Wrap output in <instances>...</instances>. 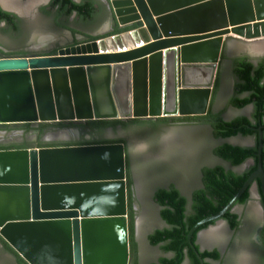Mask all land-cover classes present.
I'll list each match as a JSON object with an SVG mask.
<instances>
[{
	"label": "water",
	"instance_id": "water-1",
	"mask_svg": "<svg viewBox=\"0 0 264 264\" xmlns=\"http://www.w3.org/2000/svg\"><path fill=\"white\" fill-rule=\"evenodd\" d=\"M101 1L92 40L60 41L55 54H0V124L205 115L231 37L264 39V0ZM257 131L256 170L191 228V246L255 185L264 209ZM128 225L123 143L0 150V236L28 264H131Z\"/></svg>",
	"mask_w": 264,
	"mask_h": 264
},
{
	"label": "trees",
	"instance_id": "trees-1",
	"mask_svg": "<svg viewBox=\"0 0 264 264\" xmlns=\"http://www.w3.org/2000/svg\"><path fill=\"white\" fill-rule=\"evenodd\" d=\"M42 11L53 15L56 23L62 27H67L73 14L83 22L92 20L95 5L91 0L80 2L75 0H50L48 6L43 8ZM20 21L17 15L0 7V22L5 23L7 30L17 31ZM232 72L235 84L234 94L229 104L237 110L252 106L253 113L251 117L239 115L226 120L223 111H214V104L221 85V72L219 69L214 82L208 112L202 116H194V118L205 119L211 126L214 137L223 141L213 151L218 158L232 167L242 166L250 159L254 160V164L242 172L234 171L224 165L204 167L202 169V186L194 190L190 198L184 195L175 185L159 188L154 193L153 199L159 206L160 217L166 226L151 232L148 235V241L150 245L159 247L165 255L149 264H182L186 260L189 264H202L196 254V250H199L197 233L214 223L203 225L193 234L192 243L194 247L186 242L189 231L201 220L217 214L225 208L257 168L259 140L257 128H261L264 133V58L259 59L257 64H254L247 57L235 58ZM134 121H139V119ZM93 123L101 127L126 124L125 121L119 119L98 120L93 121ZM29 125V123L26 124V129ZM45 127H47V124L43 123L41 128L44 129ZM237 136L253 137L255 145H234L227 141ZM262 157L264 159V137ZM126 179L130 263L139 264L138 244L135 236L136 212L128 162L126 163ZM257 183L259 186V182ZM249 198L250 191L247 189L237 201V205H246ZM223 219L232 230H236L240 225L238 213L229 211ZM261 239L264 245V227L261 232ZM0 241L5 249L15 255L17 264H28L1 236ZM199 254L204 261L203 264H214V262L222 260V254L217 248L199 251Z\"/></svg>",
	"mask_w": 264,
	"mask_h": 264
},
{
	"label": "rangeland",
	"instance_id": "rangeland-1",
	"mask_svg": "<svg viewBox=\"0 0 264 264\" xmlns=\"http://www.w3.org/2000/svg\"><path fill=\"white\" fill-rule=\"evenodd\" d=\"M28 1L18 0V8L23 12L18 8L11 9L26 15L40 31L51 28L49 21L38 11L46 0H41L35 6L26 9ZM0 41L10 50L21 47L20 42H15L1 33ZM253 52L244 46L242 48L238 46L234 55L256 61L264 57V54ZM228 65L222 78L215 109L223 111L224 118L228 120L239 115L249 116L250 107L237 110L229 104L235 80L230 63ZM112 135L116 137L115 132ZM121 135L128 143L133 158V175L137 190L135 236L141 264L155 262L165 255L159 247L150 245L148 241L150 232L166 226L153 199L154 190L175 183L184 195L190 196L191 192L200 186L202 167L224 165L242 172L253 165V162L249 161L245 165L232 167L218 158L213 151L223 141L214 137L207 122L178 123L169 130L164 126L136 124L122 131ZM168 135L175 139L174 146L167 155H162L160 150L164 144L167 145L165 137ZM227 141L234 145H255L253 137L237 136ZM252 194L253 199L249 205H236L235 212L239 213L241 224L239 229L232 230L225 220H221L213 226L214 232L206 237L222 251V260L214 264H264V245L256 241L257 230L264 224L263 209L260 206L262 201L256 185ZM0 264H17L15 255L5 249L1 241ZM183 264L188 263L185 261Z\"/></svg>",
	"mask_w": 264,
	"mask_h": 264
},
{
	"label": "flooded vegetation",
	"instance_id": "flooded-vegetation-1",
	"mask_svg": "<svg viewBox=\"0 0 264 264\" xmlns=\"http://www.w3.org/2000/svg\"><path fill=\"white\" fill-rule=\"evenodd\" d=\"M42 9H43L42 6H40L38 11L44 16V19L49 21L51 28H49L48 30H41V31L38 27H36L35 23L33 24L30 21V19L26 15L14 9H11L12 11L6 10L8 12L14 13L21 20L19 22V29L17 31L11 32L10 30H7L8 28H6V25L4 22H0V33L3 36L8 37L15 42H20L21 47L16 50H10V48H6L4 43L0 41V54L1 55L26 57L30 55L55 54L59 47V43L55 44L53 42L54 40L52 41L53 37L56 36L55 34L58 35L59 32H64L66 30H69L70 27L78 28V27L84 26V24H87V22L81 21L79 18H76L75 14H73V16L69 19V25L67 27H62L61 25L56 23L53 15L44 13ZM79 36H82V34ZM79 36L77 35L71 36L70 43L73 44L76 39L78 40L81 39L79 38ZM35 40H40L41 42H43L41 43L43 44V46L34 45ZM65 45H70V44L67 43ZM233 94H234V86H233L232 96ZM215 105H216V101H215L214 108H213L214 111H219L215 109ZM249 109L251 112L249 117H251L253 113V107L251 106ZM135 119H139V121H134ZM119 120L125 121L126 124L125 125L116 124L114 127L112 126H102L101 127L93 123V121H98V120L55 121V122L46 123L47 127H45L44 129L41 128L43 123H39V124L29 123L30 125L28 129H26L27 123L0 124V150L30 149V148H36L39 145L43 147H60V146H81V145H93V144L123 143L126 149V163L128 162L129 173H130V177L132 180L134 209L136 212L137 190H136L135 179L133 175L132 152L130 150L128 143L122 138L121 132L136 124L138 125L145 124V125H150L153 127L164 126V127H167V129L169 130V128L173 127L174 125L178 123H187V124L201 123V122H206V120L200 117L194 118V116L159 117L156 119L133 118V119H127V120H124V119H119ZM114 132L116 133V137L112 135ZM171 138L172 137L170 135L165 137V143H167V145L164 144L163 145L164 147L161 148L160 152L162 155H167L168 152L174 146L175 139H171ZM106 141H111V142H106ZM115 141H122V142H115ZM205 167H212V166H205ZM203 168L204 167H202L200 171V186L199 187L202 186V169ZM171 185H175L177 188H179L175 183H170L165 187H170ZM165 187H159V188H165ZM159 188L154 190L153 196H154V193ZM252 199H253V194H250L249 201L247 202L246 205H249ZM263 215H264V209H263ZM135 224H136V216H135ZM240 227H241V224L239 225L238 229ZM263 227H264V224H262L257 230L256 241L258 243H263L261 239V232H262ZM209 247H210L209 250L214 249V245L211 243H209ZM218 249L220 250V248ZM220 252L222 254L221 250ZM139 264H141L140 260H139Z\"/></svg>",
	"mask_w": 264,
	"mask_h": 264
},
{
	"label": "crops",
	"instance_id": "crops-1",
	"mask_svg": "<svg viewBox=\"0 0 264 264\" xmlns=\"http://www.w3.org/2000/svg\"><path fill=\"white\" fill-rule=\"evenodd\" d=\"M91 1H93L94 5H95V13H94L93 19L90 20V21H87V24H84V26H81V27H78V28H73V27L71 28L70 27L69 30H66L64 32H59L58 35L55 34L56 36L53 37V39H52V41L54 40L53 42L55 44H58L60 41L62 43H65V44H67V43L71 44L70 43L71 36H76V35L79 36L81 34H82V36H79V38H82V40L76 39L74 44L88 42V41L93 39L92 34H94L97 31V29H99V27H101V25L103 23L102 16L100 17V11L103 10L104 8H103V3H102L101 0H91ZM48 3H49V0H46V2L42 5V8L47 7ZM15 5H16V3H15ZM16 7L18 8L19 6L17 5ZM18 10H19V8H18ZM95 38L99 39V38H102V36H97ZM250 43H252V41H245V40H242V39L237 38V37H231V39L229 40L228 46L225 49H223V51H222V55H221L222 56V60L219 63L218 68H217V72L219 71V69H220V72H221V81H222V78H223V75H224L226 67L229 66L228 64L230 63V65L232 67L233 60L235 58H238L236 55H234L236 48L238 46L240 48H242V46H244L245 48H248L251 51H253V49H252L253 46L250 45ZM258 53L259 54H264L263 52H258ZM223 54H224V57H223ZM239 57H245V56H240L239 55ZM261 58H264V57H260V59ZM231 70H232V68H231ZM236 213H238V212H236ZM213 232H214V228L212 226L211 228L205 230L202 233L201 237L199 238V240L197 242L199 247L203 248L204 250H209L210 249V247H209V243L210 242L208 241V239L206 237L208 236V234H212ZM211 244H213V242H211ZM215 248L218 249V247L214 245V249ZM187 263H188V261H187Z\"/></svg>",
	"mask_w": 264,
	"mask_h": 264
},
{
	"label": "bare ground",
	"instance_id": "bare-ground-1",
	"mask_svg": "<svg viewBox=\"0 0 264 264\" xmlns=\"http://www.w3.org/2000/svg\"><path fill=\"white\" fill-rule=\"evenodd\" d=\"M2 3H4L7 7L17 8L16 6L19 5L18 0H0ZM41 0H29L27 5L25 6L26 9H29ZM16 3V5H15ZM22 8V6H21ZM24 8V7H23ZM16 10V9H15ZM19 11L23 12L21 9ZM253 42V41H252ZM253 44L256 46L257 51L264 53V39L260 41H254ZM251 45V44H250Z\"/></svg>",
	"mask_w": 264,
	"mask_h": 264
}]
</instances>
